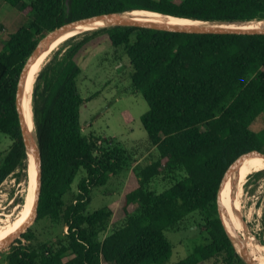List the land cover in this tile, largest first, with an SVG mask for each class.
<instances>
[{"label":"trees","instance_id":"obj_1","mask_svg":"<svg viewBox=\"0 0 264 264\" xmlns=\"http://www.w3.org/2000/svg\"><path fill=\"white\" fill-rule=\"evenodd\" d=\"M4 1L26 22L8 33L0 51V133L12 141L0 154V186L27 169L17 84L28 58L50 32L95 15L139 10L209 22L264 20V0ZM105 42L114 53L123 51L130 91L149 106L141 121L158 156L144 166L137 164L136 150L113 138L83 134L81 108L98 93L81 96V63ZM33 110L42 154V191L33 223L49 219L67 232L54 242H38L30 227L0 264H166L173 253L166 232L180 231L189 218L200 220L209 242L175 264H246L222 225L217 195L237 158L253 150L264 153V124H258L264 119V35L127 26L90 31L69 40L43 67ZM130 168L134 182L121 199L89 212L93 190ZM254 173L264 174V165L245 168L232 181L231 204ZM158 179L171 186L158 193L151 189Z\"/></svg>","mask_w":264,"mask_h":264},{"label":"rangeland","instance_id":"obj_2","mask_svg":"<svg viewBox=\"0 0 264 264\" xmlns=\"http://www.w3.org/2000/svg\"><path fill=\"white\" fill-rule=\"evenodd\" d=\"M24 1L31 2L33 0ZM25 22L26 18L19 13L17 8H13L4 0H0V25L4 26V29L0 30V51H2L8 33H13ZM122 52L114 53V49L105 42L100 47L92 49L83 58L81 63L83 74L79 77L80 94L85 99L94 97L96 93L98 96L83 104L81 125L83 134L86 136L113 138L125 148L136 150L137 164L144 166L155 160L158 152L148 143V135L141 121L142 115L149 110L148 103L140 93L130 91L128 60L126 56L120 60ZM55 53L50 56V59ZM126 113L131 116L129 121L126 119ZM258 124L263 125L264 119L260 120ZM11 144L12 141L0 133V154L4 155ZM132 170L133 168H130L120 179L111 181L109 185L93 190L92 203L88 211L94 212L102 207L117 203L133 185ZM17 173H20V177L11 175L0 186V230L9 227L12 218L19 215L29 192V167L27 166V169L22 170V172L18 170ZM83 174L84 172L81 171L77 175L73 183L74 189H76ZM170 186V184L158 179L151 186V189L160 193ZM240 205V214L242 219L244 218L243 221L248 230L264 247V174L257 176V173H254L248 177ZM200 223L197 218H189L183 222L180 231L166 232V236L173 246V253L166 264L177 263L190 255L197 245L209 242L207 233L204 229L202 230ZM30 227L38 242H54L65 236L67 232L65 226L55 224L49 219L32 223ZM18 239L21 237L17 238L14 244L17 243ZM14 244L0 251L1 260L5 257L3 254H6ZM103 264L111 263L103 262ZM205 264L220 263L208 262Z\"/></svg>","mask_w":264,"mask_h":264},{"label":"water","instance_id":"obj_3","mask_svg":"<svg viewBox=\"0 0 264 264\" xmlns=\"http://www.w3.org/2000/svg\"><path fill=\"white\" fill-rule=\"evenodd\" d=\"M132 12V11H131ZM126 13H107L95 15L87 18H83L80 20H75L72 22H68L63 26L55 29L50 32L47 36H45L37 45L31 56L28 58L23 70L19 76L17 91H16V108L18 112L22 138L25 146V152L27 156V166L30 167L31 158L34 160V166L36 169V187H35V196L32 209L27 220L22 224L20 228H18L15 232L9 235L4 240L0 241V251L8 248L17 238H20L23 233H25L31 226V224L36 220L38 215V208L40 202V195L42 191V154L39 148V144L35 145L30 137L27 122L25 120L22 104L25 86L29 77V73L31 68L37 61L40 52L43 48L54 38L59 36L60 34L75 29L79 26L85 25H93L96 23H100L96 29L105 28V27H116V26H127V27H138V28H146V29H154L175 33H185V34H238V35H264V29H243V28H231V25H244L252 22H261V21H252V22H209V21H200V20H192V19H184L190 20L193 22L192 24H179V23H171V22H157V21H146L144 19H139L133 16H127ZM178 18V17H176ZM95 29V30H96ZM36 128V126H35ZM260 155L264 157V153L258 150L250 151L243 156L237 158L226 170L224 177L222 179L218 195H217V210L222 222V225L230 238L236 252L240 256V258L246 264H259L256 259L251 254L245 240L242 236L237 233L234 228L229 216L227 214V210L222 202V192L231 177L232 173L248 158ZM224 217H227L229 224L231 225V232L228 226L225 223Z\"/></svg>","mask_w":264,"mask_h":264},{"label":"bare ground","instance_id":"obj_4","mask_svg":"<svg viewBox=\"0 0 264 264\" xmlns=\"http://www.w3.org/2000/svg\"><path fill=\"white\" fill-rule=\"evenodd\" d=\"M127 16H133L139 19H144L146 21H157V22H171V23H179V24H192L190 20H184L180 18H176L169 15H164L152 11H133L126 13ZM98 26H100V23H96L93 25H85V26H79L75 29L66 31L53 40H51L40 52L39 57L33 67L31 68V71L29 73V77L25 86L24 91V97H23V104H22V110L25 117V120L27 122L28 130L30 137L35 145H38V137L36 133L35 128V120H34V110H33V93L35 84L38 78L39 73L43 69V67L50 61V56L55 53L56 51L60 50L61 47H63L69 40L80 36L82 34H85L87 32L95 30ZM231 28H243V29H264V20L261 22H252L244 25H231L229 26ZM32 91V93H31ZM31 94V96H30ZM28 105H29V112H28ZM255 157H258L256 159H253ZM253 159V160H251ZM251 160V161H249ZM249 161V162H248ZM247 162V163H246ZM256 165H264V157L260 155L252 156L248 159H246L231 175L229 178L223 192L221 195L222 202L224 207L227 210V214L229 216V219L231 220V223L233 224L234 230L239 233L240 236H242L245 240V243L247 244L251 254L256 259V261L259 264H264V247L261 246L257 240L252 236L250 231L248 230V227L246 223L243 221L241 214H240V200L243 195L244 187L240 191V193L236 196L233 203L231 204L230 201V188L231 183L235 179V177L245 168L256 166ZM29 173L30 175V188L29 192L26 197V201L24 206L22 207V210L20 211L19 215L16 218H12L11 224L9 227L4 228L0 230V241L7 238L9 235H11L13 232H15L18 228L24 224V222L27 220L30 211L33 206L34 202V196H35V187H36V169L34 166V160L31 158L30 161V167H29ZM20 183V182H19ZM29 184V183H28ZM22 185V184H21ZM24 191V190H23ZM240 199V200H239ZM243 202V201H242ZM239 206V207H238ZM244 207V206H243ZM15 210V209H14ZM259 217V216H258ZM225 223L230 229L231 232V225L228 222L227 217H224ZM248 219V218H247ZM232 233V232H231ZM233 235V233H232Z\"/></svg>","mask_w":264,"mask_h":264},{"label":"built area","instance_id":"obj_5","mask_svg":"<svg viewBox=\"0 0 264 264\" xmlns=\"http://www.w3.org/2000/svg\"><path fill=\"white\" fill-rule=\"evenodd\" d=\"M18 171V170H17Z\"/></svg>","mask_w":264,"mask_h":264}]
</instances>
